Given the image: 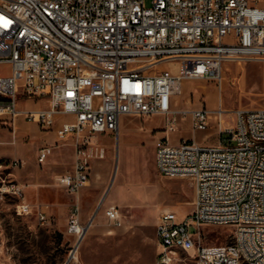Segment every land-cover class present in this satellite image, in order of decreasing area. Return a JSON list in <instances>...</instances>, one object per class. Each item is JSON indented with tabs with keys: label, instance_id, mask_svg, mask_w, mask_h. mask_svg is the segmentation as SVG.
Wrapping results in <instances>:
<instances>
[{
	"label": "built area",
	"instance_id": "built-area-1",
	"mask_svg": "<svg viewBox=\"0 0 264 264\" xmlns=\"http://www.w3.org/2000/svg\"><path fill=\"white\" fill-rule=\"evenodd\" d=\"M235 60L264 61V0H0V130L9 128L15 142L20 116L42 130L73 116L56 127L58 140L75 147L73 169L56 181L77 196L90 182L93 159L106 156L102 134H119L126 114L164 115L156 169L190 178L195 197L184 220L174 210L159 215L156 264H172L179 250L195 251V264H264V104L238 107L227 125L221 106L166 102L189 79H214L221 87L224 63ZM161 62L174 67L159 69ZM30 101L44 104L21 106ZM183 116L194 131L217 119L219 142L173 143ZM224 135L232 143L223 144ZM54 149L43 144L39 162ZM29 209L19 205L21 213ZM106 215L122 225L118 206ZM38 219L47 221L44 210ZM203 225L232 226L233 241L203 244Z\"/></svg>",
	"mask_w": 264,
	"mask_h": 264
},
{
	"label": "rangeland",
	"instance_id": "rangeland-1",
	"mask_svg": "<svg viewBox=\"0 0 264 264\" xmlns=\"http://www.w3.org/2000/svg\"><path fill=\"white\" fill-rule=\"evenodd\" d=\"M173 67L169 62L158 65L159 69ZM223 75L221 87L214 79H191L176 98L182 101L189 97L192 104L212 109L223 107L227 125L233 123L238 107L264 104V61H226ZM219 98L221 102H216ZM34 102L26 106L36 107ZM190 105L168 102L170 108ZM163 119V115L126 114L119 134H103L107 138L100 143L106 148V156L93 159L91 179L81 192L80 202L56 181L72 167L74 146L70 139L60 142L53 129L42 130L23 116L18 118L15 142L9 128L0 130V264H156L159 215L174 210L179 220H184L193 211L195 197L190 178H168L155 167V141ZM183 138H195L203 144L219 140L215 129L194 131L188 116L181 117L171 132L172 142ZM227 138L224 135L223 144L232 143ZM45 143L55 149L41 163L38 152ZM23 202L30 206L27 213L19 211ZM110 205L119 207L122 225H114L107 217ZM40 210L48 217L44 224L38 219ZM88 224L79 241L81 234L73 226ZM198 229L203 244L233 241L232 226L203 225ZM195 254L179 250L172 264H195Z\"/></svg>",
	"mask_w": 264,
	"mask_h": 264
},
{
	"label": "crops",
	"instance_id": "crops-1",
	"mask_svg": "<svg viewBox=\"0 0 264 264\" xmlns=\"http://www.w3.org/2000/svg\"><path fill=\"white\" fill-rule=\"evenodd\" d=\"M191 79H189V80H186V81H184V83H183V89H184V87H185V85H186V83L188 82V81H190ZM221 99L219 98V100L218 101H216V102H221L220 101ZM184 102V103H191V105L190 106H185V107H187V108H192V107H196V106H200V105H197V104H192L194 101L191 99V98H189V97H185L182 101H181V99L180 100H178L176 97H174V99L173 100H171V97L169 98V99H167L166 100V102H167V105H168V102ZM23 103V105H21L22 107H28V106H26L27 104H29V102L28 103H25V102H22ZM42 104H44V102H38V103H34V105H36V107H38V106H40V105H42ZM31 105V104H30ZM188 105V104H187ZM178 107H184V106H178ZM209 108H211V107H209ZM149 116H155V115H149ZM163 117H164V119H163V123L159 126V128H158V130H161L160 132H159V134L157 135V138L158 137H160V136H162L164 133H165V125H166V122H165V116L163 115ZM73 119V116H71V115H67V116H63L58 122H57V124H56V126H55V128L53 129V132L55 133V135H56V127H58L59 125H60V123H61V121L62 120H72ZM121 119H122V117H121ZM121 119H120V125H121ZM214 118L211 120V126H210V128H212V129H215V131H216V135H218L219 136V130H218V126H217V123H215L214 121ZM119 131H120V129H119ZM108 134H111V133H108ZM107 134V135H108ZM103 135V134H102ZM100 136V140H106V138L105 137H103V136ZM156 138V139H157ZM197 140V139H196ZM198 141V140H197ZM156 142V141H155ZM200 142V141H199ZM218 142H219V140H218ZM217 142V143H218ZM173 143H176V142H173ZM217 143H215V144H217ZM73 145V144H72ZM74 146V145H73ZM54 152V151H53ZM66 152H70V148H68V150L66 149ZM53 154V153H52ZM51 154V155H52ZM50 155V156H51ZM74 158H75V147H74ZM74 158H73V163H72V167H71V169L69 170V171H71L72 169H73V164H74ZM69 159V158H68ZM70 160V159H69ZM68 160V161H69ZM154 164H155V151H154ZM156 167V166H155ZM69 171H67V172H69ZM63 173H66V172H63ZM62 174V173H61ZM86 187V186H85ZM84 187V188H85ZM62 188V187H61ZM84 188H82V190L84 189ZM63 190H65L66 192H68L66 189H64V188H62ZM82 190L80 191V193L76 196V198H77V201L78 202H80V198H81V192H82ZM69 193V192H68ZM70 195H74V194H71V193H69ZM111 202H114V203H116L115 201H111Z\"/></svg>",
	"mask_w": 264,
	"mask_h": 264
},
{
	"label": "bare ground",
	"instance_id": "bare-ground-1",
	"mask_svg": "<svg viewBox=\"0 0 264 264\" xmlns=\"http://www.w3.org/2000/svg\"><path fill=\"white\" fill-rule=\"evenodd\" d=\"M73 230L76 231L77 233H79V235L82 233L83 227L80 225H74L73 226ZM75 254V253H74ZM74 255H72L73 257Z\"/></svg>",
	"mask_w": 264,
	"mask_h": 264
},
{
	"label": "water",
	"instance_id": "water-1",
	"mask_svg": "<svg viewBox=\"0 0 264 264\" xmlns=\"http://www.w3.org/2000/svg\"><path fill=\"white\" fill-rule=\"evenodd\" d=\"M88 226H89V224H88L87 226L83 227V230H82V233H81V235H80V239H79V241L81 240V238L83 237V235H84L85 232L87 231Z\"/></svg>",
	"mask_w": 264,
	"mask_h": 264
},
{
	"label": "snow or ice",
	"instance_id": "snow-or-ice-1",
	"mask_svg": "<svg viewBox=\"0 0 264 264\" xmlns=\"http://www.w3.org/2000/svg\"><path fill=\"white\" fill-rule=\"evenodd\" d=\"M7 23H8V22H7V21H5V26H7Z\"/></svg>",
	"mask_w": 264,
	"mask_h": 264
}]
</instances>
